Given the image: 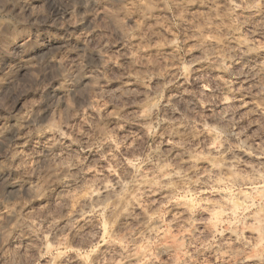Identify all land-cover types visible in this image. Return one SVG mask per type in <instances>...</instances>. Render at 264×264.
<instances>
[{
  "label": "clouds",
  "instance_id": "9594fccd",
  "mask_svg": "<svg viewBox=\"0 0 264 264\" xmlns=\"http://www.w3.org/2000/svg\"><path fill=\"white\" fill-rule=\"evenodd\" d=\"M0 264H264V0H0Z\"/></svg>",
  "mask_w": 264,
  "mask_h": 264
}]
</instances>
